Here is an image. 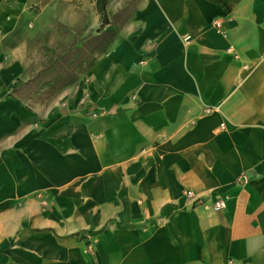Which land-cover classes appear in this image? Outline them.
<instances>
[{
	"label": "crops",
	"instance_id": "obj_1",
	"mask_svg": "<svg viewBox=\"0 0 264 264\" xmlns=\"http://www.w3.org/2000/svg\"><path fill=\"white\" fill-rule=\"evenodd\" d=\"M23 28L45 56L0 48V264H264V0H0Z\"/></svg>",
	"mask_w": 264,
	"mask_h": 264
},
{
	"label": "rangeland",
	"instance_id": "obj_2",
	"mask_svg": "<svg viewBox=\"0 0 264 264\" xmlns=\"http://www.w3.org/2000/svg\"><path fill=\"white\" fill-rule=\"evenodd\" d=\"M27 29H20L17 31H13L12 35L10 36L9 33L5 31H0V48L1 49H8L9 46L15 42H27L28 52L36 58V64L39 65L41 63V59L43 55V48L40 44L41 40V32L39 31L36 36H32L31 33ZM50 36L52 35L51 31H49ZM56 34L55 30H53V36ZM45 36V34H44ZM36 42V43H35ZM43 47H47L46 44Z\"/></svg>",
	"mask_w": 264,
	"mask_h": 264
},
{
	"label": "built area",
	"instance_id": "obj_3",
	"mask_svg": "<svg viewBox=\"0 0 264 264\" xmlns=\"http://www.w3.org/2000/svg\"><path fill=\"white\" fill-rule=\"evenodd\" d=\"M215 25L219 28L222 27V21L220 20H215L214 21ZM85 113L90 116V117H96L98 115H101L103 112L99 111L98 109H95V108H91L87 103H85ZM213 209L218 211V210H221L222 208L225 207V201L224 200H218L216 202L213 203L212 205Z\"/></svg>",
	"mask_w": 264,
	"mask_h": 264
}]
</instances>
